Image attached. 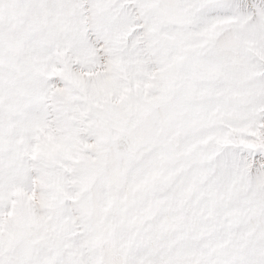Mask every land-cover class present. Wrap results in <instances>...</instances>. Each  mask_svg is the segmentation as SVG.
<instances>
[{"label":"snow or ice","instance_id":"obj_1","mask_svg":"<svg viewBox=\"0 0 264 264\" xmlns=\"http://www.w3.org/2000/svg\"><path fill=\"white\" fill-rule=\"evenodd\" d=\"M0 264H264V0H0Z\"/></svg>","mask_w":264,"mask_h":264}]
</instances>
